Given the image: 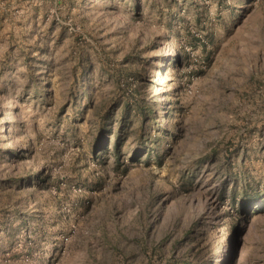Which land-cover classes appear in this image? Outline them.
I'll return each mask as SVG.
<instances>
[{
	"label": "rangeland",
	"instance_id": "rangeland-1",
	"mask_svg": "<svg viewBox=\"0 0 264 264\" xmlns=\"http://www.w3.org/2000/svg\"><path fill=\"white\" fill-rule=\"evenodd\" d=\"M0 264H264V0H0Z\"/></svg>",
	"mask_w": 264,
	"mask_h": 264
},
{
	"label": "trees",
	"instance_id": "trees-1",
	"mask_svg": "<svg viewBox=\"0 0 264 264\" xmlns=\"http://www.w3.org/2000/svg\"><path fill=\"white\" fill-rule=\"evenodd\" d=\"M89 76V75H88ZM127 109L130 108L128 107V104L126 105ZM126 109V110H127ZM112 115L108 112L105 115H101L100 116V122H102V125L98 128L99 131V137L100 139H104L106 142L105 148L108 147V143H107V138L110 136V138H114V143H113V147H112V151L115 153V155L117 157H119L121 155V150H122V146L123 143L125 141V133H124V125L123 121L121 120V124L118 125V131H116L115 133L113 132L115 129L112 126ZM127 119V118H126ZM113 132V133H112ZM108 135V137H107ZM144 150V149H142ZM106 151H108V149H106ZM149 153V149H145L144 150V155ZM135 159L137 158V155L134 156ZM19 158H23L22 156ZM18 158V159H19ZM17 159V158H16ZM17 159V160H18ZM50 177H46L43 173V171H38L35 175H29V177H21L19 179H11L10 181H6L5 183L8 182H13L18 183L20 185H18L19 188H25V185H29V186H34L35 184H46L47 182H49ZM22 183V185H21ZM2 185V184H1ZM251 191L247 190V187L244 188V200H239V203L237 201V195L231 194V198L233 200V205L234 204H239L240 205V209H239V213L241 215L247 214L249 213V211L251 210V204L255 203L258 200V196L254 195V196H249ZM260 197V196H259Z\"/></svg>",
	"mask_w": 264,
	"mask_h": 264
}]
</instances>
